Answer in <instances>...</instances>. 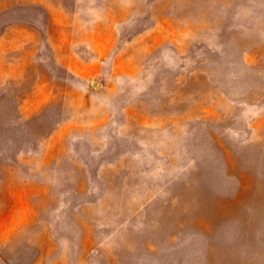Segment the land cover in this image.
<instances>
[{
  "label": "rangeland",
  "instance_id": "374dc122",
  "mask_svg": "<svg viewBox=\"0 0 264 264\" xmlns=\"http://www.w3.org/2000/svg\"><path fill=\"white\" fill-rule=\"evenodd\" d=\"M0 264H264V0H0Z\"/></svg>",
  "mask_w": 264,
  "mask_h": 264
}]
</instances>
